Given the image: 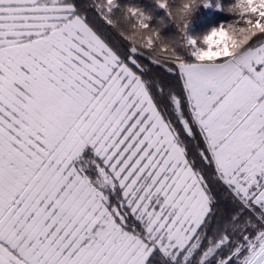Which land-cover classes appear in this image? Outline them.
I'll use <instances>...</instances> for the list:
<instances>
[{"label":"snow or ice","instance_id":"obj_1","mask_svg":"<svg viewBox=\"0 0 264 264\" xmlns=\"http://www.w3.org/2000/svg\"><path fill=\"white\" fill-rule=\"evenodd\" d=\"M0 264H264V0H0Z\"/></svg>","mask_w":264,"mask_h":264}]
</instances>
